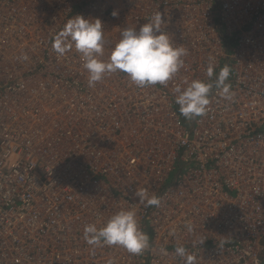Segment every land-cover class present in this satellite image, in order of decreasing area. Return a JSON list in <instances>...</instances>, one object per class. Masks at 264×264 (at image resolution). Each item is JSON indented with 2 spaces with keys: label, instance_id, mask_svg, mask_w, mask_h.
Returning <instances> with one entry per match:
<instances>
[{
  "label": "built area",
  "instance_id": "built-area-1",
  "mask_svg": "<svg viewBox=\"0 0 264 264\" xmlns=\"http://www.w3.org/2000/svg\"><path fill=\"white\" fill-rule=\"evenodd\" d=\"M157 11L187 50L165 85L89 87L82 54L53 49L70 19L99 18L107 60ZM210 59L231 99L213 88L185 119L175 89L209 82ZM127 209L142 253L85 241ZM0 264H264V0H0Z\"/></svg>",
  "mask_w": 264,
  "mask_h": 264
},
{
  "label": "clouds",
  "instance_id": "clouds-1",
  "mask_svg": "<svg viewBox=\"0 0 264 264\" xmlns=\"http://www.w3.org/2000/svg\"><path fill=\"white\" fill-rule=\"evenodd\" d=\"M113 17L118 13L114 10ZM166 24L162 14L155 15L138 30L137 27H126L120 32V39L112 48L107 60L104 56V30L99 18L86 19L77 15L70 19L64 29L55 37L53 49L64 55L74 46L82 54L83 67L88 73V85L94 87L106 75L122 72L127 74L137 87L161 84L165 85L183 67V57L187 55L184 47L176 46L172 37L164 31ZM215 61H209L207 76L209 82L193 80L184 89L177 87L175 103L185 119H193L205 114L210 104L213 88L219 89L225 99H231V85L227 83L231 68L223 66L216 74ZM215 79L213 80V76ZM143 200L144 193H136ZM147 205H158L159 198L153 196L146 201ZM191 231V227L188 228ZM85 241L89 245H118L129 253L140 254L150 246V238L138 223L136 212L132 209L120 210L113 214L106 224L97 228L95 224L85 226ZM177 255L185 257L186 249L178 246Z\"/></svg>",
  "mask_w": 264,
  "mask_h": 264
},
{
  "label": "trees",
  "instance_id": "trees-1",
  "mask_svg": "<svg viewBox=\"0 0 264 264\" xmlns=\"http://www.w3.org/2000/svg\"><path fill=\"white\" fill-rule=\"evenodd\" d=\"M228 43H227V46H230L231 47V45H233V42H231V40H228L227 41ZM229 44V45H228Z\"/></svg>",
  "mask_w": 264,
  "mask_h": 264
},
{
  "label": "rangeland",
  "instance_id": "rangeland-1",
  "mask_svg": "<svg viewBox=\"0 0 264 264\" xmlns=\"http://www.w3.org/2000/svg\"><path fill=\"white\" fill-rule=\"evenodd\" d=\"M174 176V174H172V177Z\"/></svg>",
  "mask_w": 264,
  "mask_h": 264
}]
</instances>
